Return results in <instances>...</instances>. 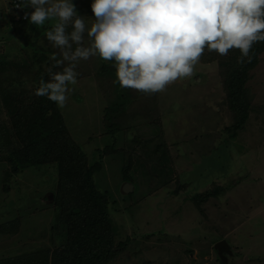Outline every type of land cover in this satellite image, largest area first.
I'll use <instances>...</instances> for the list:
<instances>
[{
  "label": "rangeland",
  "instance_id": "1",
  "mask_svg": "<svg viewBox=\"0 0 264 264\" xmlns=\"http://www.w3.org/2000/svg\"><path fill=\"white\" fill-rule=\"evenodd\" d=\"M73 3L90 25L94 19L92 0H73ZM32 10L27 8L29 13ZM14 14L20 15L21 10H14L9 0H0V37L4 38L0 41V53L3 54L12 49L20 51L14 48L15 42L7 39L12 34L9 20ZM51 48L59 55V49L52 45ZM101 62L105 63L98 57L79 62L77 84L70 85L73 91L63 109L81 147V139L84 140L82 148L88 156L96 143L104 152L103 168L95 173L94 180L98 192L107 191L105 197L116 227V241L126 242V248L109 264H220L213 247L221 239L230 243L235 254L226 264H264V51L247 82L254 103L250 123L234 135L225 129L232 118L213 62H200L192 78L178 80L158 92L156 104L164 141L170 147L176 143V149L189 162L180 167L181 156L173 160L178 170H182L180 183L187 187L184 191L172 187L177 192L172 201V194L158 187L150 171L140 176L130 172L131 178L140 181L136 184L130 180L133 189L127 188L124 185L127 181L122 180L123 169L103 151L101 144H110L114 138L119 141L113 149L123 147L124 143L120 142L123 137L141 132L142 127H135V122H148L150 116L140 113L131 116L132 110H126L118 114L119 129L108 132L110 136L101 135L105 129L100 117L101 104L113 94L109 78L97 75ZM89 136L90 145L86 141ZM210 145L216 149L207 150ZM199 148L204 149L205 156L199 155ZM4 164L0 162V179L6 168ZM32 169L14 173L6 185L9 190L4 194L0 190V218L21 215L23 224L16 235L0 236V257L42 244L50 246V240H56L49 229L54 220L53 198L48 202L38 194L32 196L38 185L48 187V176ZM217 189H221L217 196L201 203L191 199L198 193Z\"/></svg>",
  "mask_w": 264,
  "mask_h": 264
},
{
  "label": "trees",
  "instance_id": "2",
  "mask_svg": "<svg viewBox=\"0 0 264 264\" xmlns=\"http://www.w3.org/2000/svg\"><path fill=\"white\" fill-rule=\"evenodd\" d=\"M9 4L14 10L17 9L11 0ZM17 10H21V14H14L10 18L12 34L7 39L15 42L14 48L20 51L12 49L10 53H0L3 56L0 58V162L6 166L2 170L0 190L6 193L9 190L6 186L9 179L19 171L34 168L47 174L48 187L38 185L32 196L38 194L39 198L46 200L43 191L48 190L53 194L51 205L54 220L49 229L56 240H50V246L42 244L30 250L1 256L0 264H109L126 248V242L116 241V227L109 216L108 200L105 197L107 191L102 194L98 192L94 180L95 173L103 168L101 156L104 152L96 143L89 154L93 158H90L82 148L84 140L81 139V147L71 132L64 109L58 108L47 97L34 94L39 81L49 79L46 67H51L53 63L49 58L53 54L59 58L46 38V31L50 30L55 21H46L45 25L36 26L23 17L28 12L27 8ZM2 39L0 37V41ZM263 51L264 42L254 44L250 53L251 61L246 60L243 65L237 64L240 55L238 50H232L226 56L205 50L201 57V63L213 62L220 75L232 118V123L225 127L230 135L243 131L250 123L254 103L247 82ZM98 74L109 78L113 93L107 96L111 99L101 104L100 117L105 128L101 135L110 136L108 132L119 129L118 114L126 110H132L131 116L136 113L150 116L148 122H135V127H142L140 134L136 133L138 136L123 137L120 142L124 146L117 149L113 148L119 140L111 139L110 144H101L104 146L103 151L111 155L112 160L117 161L123 169L122 180H134L137 184L140 180L131 178L130 172L134 171V174L140 176L142 172L150 171L158 187H164L172 194V201V197L177 196L172 187L178 186L179 191L187 187L184 182L180 183L179 174L182 170H178L180 168L173 160L180 155V167L189 162L176 149V143L170 147L164 141V128L156 104L158 92L145 94L121 88L115 82V68L110 62H101ZM107 121L110 123L107 124ZM91 139L90 136L86 139L88 145ZM213 149L216 146L210 145L207 148L209 151ZM198 150L199 155L205 156L203 148ZM192 161L196 162L194 159ZM220 192L221 189L212 193H198L191 199L198 204ZM22 225L21 215L4 219L0 221V236L16 235ZM232 255L235 256L233 252ZM219 263L223 264L221 259Z\"/></svg>",
  "mask_w": 264,
  "mask_h": 264
},
{
  "label": "clouds",
  "instance_id": "3",
  "mask_svg": "<svg viewBox=\"0 0 264 264\" xmlns=\"http://www.w3.org/2000/svg\"><path fill=\"white\" fill-rule=\"evenodd\" d=\"M17 7L33 9L25 18L36 26L55 21L46 38L59 58H49V79L34 94L60 109L81 60L110 62L121 88L155 94L192 78L205 50L220 56L238 50L243 65L253 45L264 42V0H92L90 25L73 0H21Z\"/></svg>",
  "mask_w": 264,
  "mask_h": 264
},
{
  "label": "water",
  "instance_id": "4",
  "mask_svg": "<svg viewBox=\"0 0 264 264\" xmlns=\"http://www.w3.org/2000/svg\"><path fill=\"white\" fill-rule=\"evenodd\" d=\"M52 198V193L49 192L46 194V200L48 202L51 201ZM214 248L216 249L217 254L223 264H226V262H228V257L232 254V250L230 249L229 243L225 239H221L214 244Z\"/></svg>",
  "mask_w": 264,
  "mask_h": 264
},
{
  "label": "built area",
  "instance_id": "5",
  "mask_svg": "<svg viewBox=\"0 0 264 264\" xmlns=\"http://www.w3.org/2000/svg\"><path fill=\"white\" fill-rule=\"evenodd\" d=\"M11 3H12V5L14 6V8L19 9V8L17 7V5L21 3V0H11ZM23 17H25V16L23 15Z\"/></svg>",
  "mask_w": 264,
  "mask_h": 264
},
{
  "label": "flooded vegetation",
  "instance_id": "6",
  "mask_svg": "<svg viewBox=\"0 0 264 264\" xmlns=\"http://www.w3.org/2000/svg\"><path fill=\"white\" fill-rule=\"evenodd\" d=\"M124 185H127V188H129V189H131L132 188V184L130 183V182H128V183H126V184H124ZM167 220H168V218H167ZM219 241V240H218ZM217 252V251H216Z\"/></svg>",
  "mask_w": 264,
  "mask_h": 264
}]
</instances>
